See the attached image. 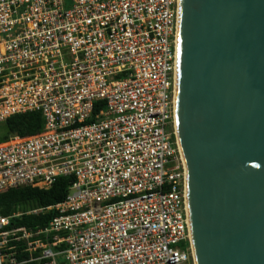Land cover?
Returning a JSON list of instances; mask_svg holds the SVG:
<instances>
[{
	"label": "built area",
	"instance_id": "obj_1",
	"mask_svg": "<svg viewBox=\"0 0 264 264\" xmlns=\"http://www.w3.org/2000/svg\"><path fill=\"white\" fill-rule=\"evenodd\" d=\"M180 0H0V194L65 200L0 216V264H196L175 127ZM103 107L95 108V104ZM54 213L44 227L14 219Z\"/></svg>",
	"mask_w": 264,
	"mask_h": 264
},
{
	"label": "water",
	"instance_id": "obj_2",
	"mask_svg": "<svg viewBox=\"0 0 264 264\" xmlns=\"http://www.w3.org/2000/svg\"><path fill=\"white\" fill-rule=\"evenodd\" d=\"M178 27L196 264H264V0H180Z\"/></svg>",
	"mask_w": 264,
	"mask_h": 264
},
{
	"label": "trees",
	"instance_id": "obj_3",
	"mask_svg": "<svg viewBox=\"0 0 264 264\" xmlns=\"http://www.w3.org/2000/svg\"><path fill=\"white\" fill-rule=\"evenodd\" d=\"M103 107V103L95 104V108ZM5 134L0 138V143L17 136L25 138L38 134L43 128V119L39 112L15 115L3 124ZM71 178L58 179L49 189L23 187L8 190L0 194V216H11L18 211H27L34 208H46L65 200L68 194ZM54 213L41 216H22L13 220L17 226L34 228L44 227L54 217Z\"/></svg>",
	"mask_w": 264,
	"mask_h": 264
},
{
	"label": "bare ground",
	"instance_id": "obj_4",
	"mask_svg": "<svg viewBox=\"0 0 264 264\" xmlns=\"http://www.w3.org/2000/svg\"><path fill=\"white\" fill-rule=\"evenodd\" d=\"M177 70V69H176ZM175 102H176V80H175ZM177 117H176V108H175V127H176V129H177ZM178 144H179V142H178ZM179 147H180V145H179ZM181 151V150H180ZM182 154V153H181ZM192 239V238H191Z\"/></svg>",
	"mask_w": 264,
	"mask_h": 264
},
{
	"label": "rangeland",
	"instance_id": "obj_5",
	"mask_svg": "<svg viewBox=\"0 0 264 264\" xmlns=\"http://www.w3.org/2000/svg\"><path fill=\"white\" fill-rule=\"evenodd\" d=\"M5 134V130L3 128V125L0 124V138Z\"/></svg>",
	"mask_w": 264,
	"mask_h": 264
}]
</instances>
